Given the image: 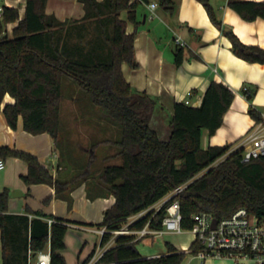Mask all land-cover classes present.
Segmentation results:
<instances>
[{
  "label": "trees",
  "instance_id": "16d2710c",
  "mask_svg": "<svg viewBox=\"0 0 264 264\" xmlns=\"http://www.w3.org/2000/svg\"><path fill=\"white\" fill-rule=\"evenodd\" d=\"M86 9L85 20L97 19L106 42L99 53L96 47L69 46L62 35L67 24L46 14L47 0H26L25 15L18 8L4 7L0 13V114L12 129L24 119V130L32 135L49 134L60 151L64 168L76 167L77 174L70 180H60L45 169L31 154L0 147V160L16 158L28 164L23 177L26 185L45 184L55 189L58 197L68 198L69 191L87 180L85 171L91 168L99 144L117 149L119 165H105L97 179L107 195L115 197V205L104 214L102 247L111 241L98 264H183L186 253L167 243L168 255L144 258L137 249L140 241L135 236H114L124 226L132 230L147 224L154 231L163 230V221L171 202L178 200L182 214V227L192 229L193 216L207 213L217 220L230 217L239 209L264 218V157L249 163L242 161L243 149L233 144L202 147L203 132L213 136L222 127L230 111L234 91L223 82L212 81L199 107L176 103L169 122L170 136L162 140L150 126L156 102L144 92H136L125 79L122 66L138 69L134 43L136 32L126 33V22L121 14L128 12V20L138 28L137 8L149 0H79ZM207 9L213 23L217 20L210 0H199ZM160 5L173 12L171 0H160ZM229 6L242 19L251 22L264 19V1H230ZM17 24L9 34L8 26ZM75 30L67 36L73 38ZM232 42L234 54L252 64L264 65V49L244 45L234 33L225 30ZM92 44V41L90 42ZM83 49H82V48ZM82 49V50H81ZM88 53V54H87ZM105 53V56H103ZM183 63V48L175 53V64ZM73 79L86 93L103 116L121 127L117 140L97 142L92 155L83 166L73 165L65 158L60 147L61 103L63 78ZM243 95L252 103L256 89H243ZM14 104L2 109L6 96ZM249 115L255 124L262 113L250 107ZM182 192L158 210H151L178 188ZM96 191H90L94 198ZM9 191L0 193V230L2 264H29L40 252L50 249L51 264H67L63 255L69 221L48 218L42 213L12 215L9 213ZM147 212L138 220L129 219ZM49 219H54L51 227ZM196 243L191 248H198Z\"/></svg>",
  "mask_w": 264,
  "mask_h": 264
},
{
  "label": "crops",
  "instance_id": "0c3cea01",
  "mask_svg": "<svg viewBox=\"0 0 264 264\" xmlns=\"http://www.w3.org/2000/svg\"><path fill=\"white\" fill-rule=\"evenodd\" d=\"M104 1L97 0L99 3ZM135 1L140 0H132ZM171 1L175 7L173 12L162 7L160 0L141 2L137 8L138 28L128 20V12L121 14V20L126 22V33L131 35L136 32L134 49L139 64L138 69L123 64V75L133 90L146 93L156 102L150 121L151 127L163 118L169 126L175 104L182 103L190 92L193 94L190 99L193 106L199 107L212 81L225 83L235 93L233 105L215 135L209 136L207 131L203 132L202 147L207 149L210 146L233 144V149H236L255 127V122L249 115L250 107L264 114V65L252 64L237 57L225 30L232 31L244 45L264 49V19L245 21L230 8L229 2L264 0H210V5L222 27L213 23L207 9L199 0ZM151 4L158 5L154 13L150 10ZM5 6L18 8L21 18L24 17L26 0H0V8ZM46 14L67 24L62 35V45L63 39L66 38L69 46H86L87 50H82L81 47L82 53H86L89 46H93L97 48L96 54L101 55L98 50L105 45L106 37L101 32L100 20H85L86 9L82 2L47 0ZM16 26L17 24L8 26L9 34ZM72 29L75 33L70 39L67 35ZM176 39H180L184 46L176 44ZM180 48H183V63L176 66L175 53ZM246 88L256 89L252 103L242 93ZM14 103L15 100L7 95L1 108ZM101 121L103 124L98 125ZM101 121L91 123L95 127L103 125L109 127L108 120ZM69 124L77 127L86 125L76 121ZM107 131L108 129L104 128L90 134L95 136L101 134L100 137L105 142L111 138L106 134ZM169 136L170 134L166 140ZM102 145L101 147L111 146ZM5 146L33 155L57 179L70 180L77 174L76 167L60 166L61 153L49 134L32 135L24 130L23 117H20L18 127L12 129L0 114V147ZM82 151L92 155V148L82 147ZM115 156L116 152L104 154L102 156L104 165L100 167L94 166L93 162L91 168L85 171L87 180L74 186L69 191L68 198L58 197L55 189L45 184L26 185L23 177L28 174V164L20 159L8 158L5 160V170L0 172V193L9 191V213L12 215H30L29 210L45 214L48 218L70 222L65 238L66 249L63 251L67 264H90L92 261L98 264L103 253L114 245V241H111L105 247L101 246L100 231L104 228H99L98 225L102 224L105 212L115 205L116 199L105 193L98 185L97 179L105 165H109L112 160L117 163L116 160L119 158ZM90 191H96L94 198L90 197ZM162 205L163 201L151 210H158ZM136 220L138 218L134 216L129 219V223ZM177 235L181 234L164 232L149 236L139 242L137 249L144 258H157L169 254L167 248L169 243L178 251L189 254L187 250L194 240L192 235H187L186 238H178ZM191 257L195 258L193 255ZM200 261V264H235L227 259Z\"/></svg>",
  "mask_w": 264,
  "mask_h": 264
},
{
  "label": "built area",
  "instance_id": "2783aa9c",
  "mask_svg": "<svg viewBox=\"0 0 264 264\" xmlns=\"http://www.w3.org/2000/svg\"><path fill=\"white\" fill-rule=\"evenodd\" d=\"M157 4H151L152 13L157 9ZM0 8V13H3ZM176 44L184 46L180 39H176ZM192 93L183 101L186 105H192ZM237 148L243 149L242 161L249 163L253 160L264 157V114L260 123L255 124L254 129L244 138ZM236 148V149H237ZM6 163L0 160V172L4 171ZM184 188H178L163 200V205L178 196ZM162 205V206H163ZM147 212H142L136 217L139 219ZM194 225L192 229L185 230L182 227V214L180 202L174 200L167 208V216L163 221V230L154 231L147 224L143 229L132 230L129 226H124L115 231L114 236L132 235L134 241H141L149 236L160 235L164 232L184 234L188 232L193 237V243L198 248H188L187 253L202 261L208 259H227L235 264H264V218L250 214L246 209H239L230 217L218 220L213 226L215 219L207 213L193 216ZM54 223V219H49L48 224ZM105 229L100 231L103 236ZM1 247V230H0ZM29 264H51L50 249L40 252L34 259L30 258ZM90 264H96L92 261Z\"/></svg>",
  "mask_w": 264,
  "mask_h": 264
},
{
  "label": "rangeland",
  "instance_id": "374dc122",
  "mask_svg": "<svg viewBox=\"0 0 264 264\" xmlns=\"http://www.w3.org/2000/svg\"><path fill=\"white\" fill-rule=\"evenodd\" d=\"M63 101L61 103L62 114H61V136H60V147L65 153V158L73 165H84L89 160L91 155L82 151V147L93 148L95 143L101 142V134L92 135V131L97 133L98 130L108 129L107 135L111 138L110 140H117L121 137V127L117 123L111 121L109 118L103 116L99 108H97L87 97L85 91L71 78L65 76L63 78ZM106 119L109 121V127L98 126L95 127L91 122H100ZM71 121L83 122L84 126H73L70 125ZM165 119H160L157 123L153 124V129L158 133L162 140H166L170 134L169 126L164 122ZM73 123V122H72ZM103 124L102 121L98 124ZM95 127V128H94ZM104 127V128H103ZM82 131V132H80ZM80 132V133H78ZM169 133V134H168ZM96 151L94 158V166L100 167L104 165L102 156L104 154H113L117 152V149L109 147H101ZM112 160L109 165H119L120 159ZM190 235L188 232L177 235L178 238H186ZM186 264H200L201 261L197 258H192L191 255L186 254Z\"/></svg>",
  "mask_w": 264,
  "mask_h": 264
},
{
  "label": "water",
  "instance_id": "95a60500",
  "mask_svg": "<svg viewBox=\"0 0 264 264\" xmlns=\"http://www.w3.org/2000/svg\"><path fill=\"white\" fill-rule=\"evenodd\" d=\"M218 220H214L213 226L215 227Z\"/></svg>",
  "mask_w": 264,
  "mask_h": 264
}]
</instances>
